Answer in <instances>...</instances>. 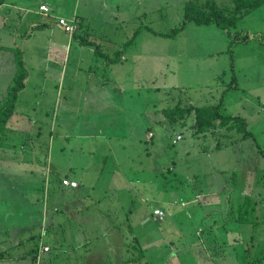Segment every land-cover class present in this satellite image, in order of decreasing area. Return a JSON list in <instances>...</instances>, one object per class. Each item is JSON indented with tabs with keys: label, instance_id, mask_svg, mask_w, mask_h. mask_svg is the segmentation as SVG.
<instances>
[{
	"label": "rangeland",
	"instance_id": "obj_1",
	"mask_svg": "<svg viewBox=\"0 0 264 264\" xmlns=\"http://www.w3.org/2000/svg\"><path fill=\"white\" fill-rule=\"evenodd\" d=\"M8 1L17 2L20 3V5H15L17 7L10 6L9 9H6V4L0 5V16L6 11L12 13V22L6 21L3 24L0 23V34L4 26L14 27V25L20 22L16 13H23L24 15L27 13L28 20L30 22L34 21L29 23V25H36L35 19L32 20L33 17H31L32 11L30 7H25L21 4L24 0ZM44 1H47L48 5L41 3V6L45 8L43 9L39 4L38 7H35L34 12L36 15L41 14V17L45 18V21L52 20V23H55L59 15H65L67 17H64L65 19L69 21L72 20L69 24L71 26V32H73V21L75 19L68 18L74 17L72 13L74 6H76L77 11L82 12V14H84V16L86 15L89 19V26L93 32L99 33V31L102 30V33L105 35L103 42L105 39H111V42L115 40L119 43V41H122L123 37H129L130 40L133 39L138 45V47L134 45V49L137 52L129 54L133 62H129V58L126 60H119L113 65L114 67L111 66L112 70L105 71L106 73L104 75L114 83H117L116 79L118 77L129 78V81L123 79L121 86L126 90L132 87L131 83L134 81L135 75H137V77L140 76L141 80L139 81L141 83H138L137 86H140L139 84H144L145 87L151 88V92L145 97V92L142 93L143 96H140L138 92L135 93L134 91L131 93L128 91L120 93L117 90H109L119 98L118 100L121 108L118 110L112 108L107 112L108 116L101 118L102 120L100 123L102 124V128L104 125L108 127L104 132L106 135L96 138L88 137L86 138L87 140H73L68 145L65 154L59 153V155H56V153H49V151L47 155L45 154L47 156V162H45L43 166L48 167L44 173V179L47 182L46 191L44 193L45 197L42 196L43 191L38 192L32 189L30 196L34 197L36 194H42L36 199L35 203L37 206H41V202L45 201V198L47 199L51 212H48V214L53 217L54 225L57 227L50 230L47 228V231L45 229L44 234L48 232L49 234L42 237L43 239H41L40 244L43 245L41 248L49 249L51 247V249H54L55 253L58 254L57 257H55L56 255L54 256L55 262L53 261V264H56V262L59 264H79L77 257H82L84 259L85 256H88V264H95V259L93 261L92 257H89V253H86L85 250L82 249L83 246H81V244L84 243L87 236L91 239V246L93 243L95 247L99 245L100 247L105 246L106 244L102 235L108 233L109 230L102 229L104 227L103 224L108 222L109 225L113 227V233L119 232L123 240L127 241L129 244L128 248L134 243L133 238H136L138 244L142 246L143 251H140V248L132 251L133 256L131 257L135 258V261H138L137 263H124L125 259L129 257L128 254L124 258L126 255V247L124 245L121 248L122 251L119 262L115 260L112 251H105L106 257L103 261H96L97 264H204L202 261V253L195 258V261L194 259L187 260L185 253L182 260H176L177 252L183 253L185 249L187 250L190 248H187L180 240L177 241L175 246L166 245L169 239H166L165 235H170L172 231L173 221L170 220L172 214L180 213L182 216H184L183 214L188 215L187 206L197 205L190 183L197 181L200 186L202 179L205 177L204 173L208 172H211V175H213L211 179H214V183H216L220 179L219 171L233 170L235 168L234 161L238 159L241 160L242 154L239 151L240 146L243 148V162H251L256 166V168L259 169L258 178L260 182L264 181V114L256 110V106L258 105L257 101H261L264 97V6L257 8L237 21L235 30H231L232 33L230 35L218 28L215 24L196 25L189 22L180 29V32L178 30L175 37H170L166 34L171 31V28H178L180 22H182L181 15L175 16L176 14L174 11L176 6L172 4L173 0H91V3L90 0H77L75 5L72 3L69 8H66V6H69L68 0H61L62 7L53 0ZM107 1H110L112 4H120L122 9L123 4L126 5L129 15L131 13L142 14L140 18L135 21V27H148V30L139 28L134 36L133 33L130 34V32L134 31V25L122 11L120 15L119 12L116 11L113 16L109 14L110 12L102 13V3ZM37 2L39 3V1ZM216 2L219 8L229 10V5L233 3V0H220V2L216 0ZM93 3H95V5ZM92 5L94 6L92 7ZM133 5L138 6L137 11ZM176 5L181 6L179 3ZM90 8L91 10H89ZM116 10L121 9L116 7ZM116 18L118 20H116ZM124 19L127 22L124 21ZM101 20L104 22L101 23ZM57 26V23L52 25L56 34L54 38L62 43L67 40L68 34L60 30L59 27L57 30ZM236 33H239L240 36H247V45L234 40L233 36L236 35ZM10 38L13 46H20L27 57H36L42 50V42L37 37H26L21 40L16 38L14 34H11ZM260 38L262 39L261 41H259ZM181 39L184 41V43L182 41V45L185 47L189 44L191 45L190 50H187L189 48H183L179 52V50L175 49L177 41ZM93 40L96 41V35ZM225 41H227V46H224ZM229 45L231 46L229 49H232L235 53L234 70L230 69V58L228 54ZM172 48L175 49L174 53L167 59V52ZM219 48H226V50L216 52V49ZM199 49H208L210 51L208 58H200L198 56ZM12 50L9 51L7 45L0 44V105L4 104L7 100V89L14 75V71L10 65ZM92 54L93 53H91L90 56H92ZM90 56L86 58L84 55L80 54L79 58H83L81 60L86 63ZM125 56H127V53H125ZM27 57L26 62L31 69L28 76L32 78L29 80V89H31L32 86L38 82V79L34 73L35 63ZM137 58H140V69H137ZM167 61H171V64L172 61L177 64L183 63V68L181 66L180 68L186 73H190L192 70V68L189 67L190 63L207 62L206 64H216V68L220 69L219 77L216 78V80H213L210 75L198 77V82H200V84L209 79V81L215 85V87L212 88V90L214 89L212 93L210 95L207 93L203 99H209V101H212V98L215 99L212 103L218 100L219 92L224 87L223 84H227L228 88L223 98L222 111L226 114H239L245 116L247 122L246 128L249 131V136L245 138L244 142L236 141L234 145L221 149L211 147V151H222L217 155L209 154L208 156L199 157L198 142L195 140V137H191L190 135L192 129L189 130V125L193 121L191 117L194 116L192 113L191 116L184 118L186 119V127L181 128L180 125H175L172 126L173 129L171 131L168 130L166 132L162 130L161 125H152L149 121L147 122L145 120L144 117L147 112L150 113L154 107H162L161 99L158 96L159 92L156 89L160 91L164 90L163 81H168L170 79L171 71H164V75H162L158 74V68L161 67L162 63ZM84 64H81V66ZM97 68H100L103 72L106 69L104 67ZM123 70L126 71V73L123 72ZM167 72L168 75L164 80V76ZM30 74H34L35 78L30 76ZM233 74L235 75L237 87L229 86ZM81 77L83 78L81 79L84 80L86 75H82ZM175 81L179 86H184V88L193 89L195 87L194 77L178 75L175 77ZM69 82H72L71 79ZM217 82H219L218 85ZM49 85L50 83L48 82L46 86ZM204 92H208V90L204 89L203 93ZM55 94L56 97H58L61 91L54 93L52 98L46 97V99L53 102L55 100ZM164 96L166 97V94H164ZM172 96L178 101L179 97L176 94H172ZM42 97L43 95L40 98ZM129 98H131L133 102ZM50 101H46L38 107L32 89L31 91L23 89L22 94L16 102V106L21 107L20 112L25 108L30 111L28 112L29 115L37 117L34 119H38V121H34L35 124L33 128L30 129V132L32 134L36 132L43 133L47 142L49 141V134L54 135L56 130L53 122V119L57 116L56 113L50 115L51 119L49 118V123L48 120L46 121V111L55 108ZM169 101L172 102L171 97ZM190 101L191 99L183 97L181 99L182 106L191 103ZM258 107L260 108L259 105ZM119 114L121 115L120 122L116 120L120 124H117L119 129L113 130L119 132L117 135H114V132L111 131L112 128L110 123L111 119H116ZM139 114H143L144 117H139ZM13 115L14 114H10L8 116L7 122L13 119ZM23 116L24 118L29 117L25 113ZM122 118L129 124L135 122L139 126L143 125L144 127L150 124L151 133L152 135L155 134L153 138L155 145L149 147L147 144L144 145L140 142L131 141L133 137L131 136V138H129L127 135H134L135 132L125 129L126 126L123 125ZM162 124L168 125L165 119H162ZM46 125L50 127L48 128V132L45 131ZM181 129L184 133L183 140L171 144V139L168 135L173 130L177 132ZM57 130H60L58 126ZM124 131L126 135H124ZM45 132L49 134L47 135ZM232 132L236 137H239L234 130H232ZM177 135L181 138V134L177 133L175 137ZM125 136L128 138H125ZM150 136L148 132L146 134V139ZM11 138L16 145H19L22 141V133L15 132V134L11 135ZM90 138H92V140H90ZM58 139V142H60L61 139L59 137ZM41 140L42 136L39 137V141ZM28 142H30V140ZM90 142L94 145L93 155L90 154V148L87 146ZM258 145L260 149L263 150L262 153L261 151H257L256 148ZM33 147L34 145L30 146L28 144L19 146V151L22 153V156L30 160L28 164H24L20 166V168H25L24 173L26 174L29 173V170H34L37 175L41 167L40 165L35 167V163H33L32 160H34L35 156H38L39 160H41V154L35 151ZM184 147H189L191 149L190 151L192 154L190 157L185 158V156L181 154V151L178 154H173L174 150L184 151ZM87 152L91 157L88 156ZM95 155H97L96 157L99 159L95 158ZM9 166L7 162H3L5 172L11 171ZM230 166H232V168L227 169ZM71 168H74L75 172H73ZM65 176L76 179L80 182V186L77 188L60 186L59 181ZM36 177L35 181H39V176ZM190 177H192L193 180L189 179ZM229 177L230 174L226 175V178L232 181L233 179ZM128 185L136 187L130 188ZM89 186L94 187V194L100 198L93 199L91 195L82 197V195L86 194L85 189L88 190L90 188ZM188 186H190V189H188ZM215 187L216 190L213 189L206 198L208 203L206 204L208 207L220 210L221 207L225 208V201L222 200L223 197L220 198L221 194L225 192L221 191L220 182H217ZM227 187L228 185L226 188ZM225 191H229V187ZM258 191L264 194V189L262 187H259L256 192ZM47 192L49 193L48 196ZM74 194L82 198L80 199V207H78L79 213L75 212L76 220H71V216H69V219L67 217L66 201L74 197ZM2 197L3 201L5 200L6 202L5 209L8 208L12 212L14 208H18L20 210L19 213H22L25 203L21 201V198L18 199V203L13 200L14 197L12 196L6 195ZM184 201L187 204H185ZM139 207H141L140 213L137 212ZM154 207L162 208L168 219L165 218L163 221L155 222L153 218L150 217V221L145 223L144 221L147 216L152 214V209H154ZM54 208L57 211H53ZM171 210L173 211L171 212ZM130 211H132V213ZM259 215L264 218L263 206ZM190 216L196 217L198 215L196 212L192 211L190 212ZM36 217H38V215H31L30 218H27L28 222L26 224L35 223ZM83 221L86 225H83ZM34 228L31 230L25 229L23 232H20V238L24 240L28 236H31V232L35 230ZM204 231H208V229ZM44 237H46L45 241ZM54 237H56V240ZM20 238L16 237L14 241H19ZM107 238L111 240L112 235L108 234ZM185 239L195 244V241H197L196 238H191L189 233L186 234ZM43 242L49 246L44 245ZM30 244L31 240L28 239V241L20 245L18 249L23 250L27 246L29 247ZM55 246L57 247L56 249L54 248ZM6 247L7 245H4L1 249ZM196 247L198 250V246ZM206 247L208 248V245ZM140 252H143V255ZM195 255L196 254L192 253L191 250V256L195 257Z\"/></svg>",
	"mask_w": 264,
	"mask_h": 264
},
{
	"label": "trees",
	"instance_id": "obj_2",
	"mask_svg": "<svg viewBox=\"0 0 264 264\" xmlns=\"http://www.w3.org/2000/svg\"><path fill=\"white\" fill-rule=\"evenodd\" d=\"M4 2L5 0H0V5H2ZM21 4L25 7H30L32 11L31 17H33L32 20L35 19L36 25H29V23H32L34 21L27 23V21L29 20L26 21L25 19H23L22 21L18 22V24L14 25V27L4 26V28L1 30L0 44L10 46L9 51L13 49L10 59V65L14 71V75L12 77V82L7 89V100L4 104L0 105V144L2 140L1 134L3 133V130L5 128L8 116L13 113L15 108H17L16 102L22 94L23 89H28V91H31L32 89V91H35V102L44 103L46 101H50L47 100L44 96L40 98L41 95L48 94V91L46 89H44V91L37 90L39 88L38 86H43V84H36L31 89H29V87L27 86L28 78L32 79L31 77H28L31 69L26 62L27 56L25 55L23 49L20 48V46H13L10 35L14 34L16 38H19L21 40L26 37L32 38L35 35H39L44 38V40L42 38V41L40 40L42 44L46 40H53L60 43V41H57L58 39L54 38L56 37V34L54 32L55 29L52 28V25H55L56 22L52 23V20L45 21V18H42L40 14H35V7H38L39 5L37 0H24V2H21ZM179 4L181 6L173 4L176 6L174 13L176 14L175 16L181 15L182 22H180V26L178 28H171V31L166 34L170 37H175L178 30L180 32V29H182L185 24L189 22H192L196 25L215 24L218 28L222 29L230 35L232 33L231 30H235L237 21L250 14L257 8L264 6V0H233V3L229 5V10L219 8V5L211 0H185L184 3L181 2ZM6 7V9H9V6ZM141 15L142 14H140V16ZM6 21L11 20L7 19L0 23L3 24ZM58 27L59 26H57V30ZM59 28L60 30L66 32L63 28ZM84 28L86 30H84ZM139 28L140 27L138 26L136 29L138 30ZM136 31H134L133 36ZM66 33L71 40L74 39L80 46L88 47L87 50L92 49V57L94 58L93 62H97V65L94 66L92 70H90V73H94L96 74V76H98L96 72H101L102 75H104L106 73L105 71H111V66L117 63L119 60H125L122 59L121 52L123 47L121 41L115 44V40L111 42V39H105V41L103 42V35H96V41H94L93 39H95V36H93L92 34V29L89 25H85L84 27V23L81 20L74 23V31L72 33ZM233 38L235 41L247 42L246 35L240 36L239 33H236ZM5 40L10 41L11 43ZM181 40L177 41V46L182 44ZM261 40L262 39L260 38V41ZM132 42L133 40L130 41V44ZM125 45H128V41L125 42L124 46ZM228 51L230 54H232L231 49H229ZM27 58L31 60L33 57ZM32 62L34 63L33 60ZM90 62L91 61H89V64ZM47 65H49L48 61ZM36 66L44 67V64L38 63ZM50 67L57 68V73L63 81V85H61L62 89L60 102L57 103L55 97V100L53 102L50 101V103H52L55 108L51 110L48 109L45 113L46 121L48 120V123L51 119L50 115H54L55 113L57 114V116L53 119L55 125L54 128L56 127L55 134L53 135L45 132V134H49L48 142L46 141L43 133L36 132L35 134L30 135V141L32 142L31 146L36 145L35 151L41 154V160H39L38 156H35L34 160L32 161L33 163H35V167H37V165H40L41 168H39L37 175L35 174L34 170H29L28 175L29 177L34 179L37 178L36 176H39L38 178H40L42 182L41 186L44 185V173L48 168L47 166H43L45 162H47L46 155L48 151L49 153H56V155H59V153L65 154L66 150L68 149V145L73 140H87L86 138L88 137L96 138L105 136L106 134H104V132L108 127L104 125L102 128V124L100 123L102 120L101 118L108 116L107 112L112 108L116 110L121 108V106L119 105V98L109 90H117L120 93L126 92V89L121 86L123 83V79L129 81V78L118 77L116 79L117 83L111 82L109 79L88 83V80L90 79L87 77L84 80L76 79L75 77L72 78V75H75V70L69 64L65 65L52 63L50 64L49 68ZM97 67H104L106 69L103 72L102 70H100V68ZM138 68L140 69V63L137 64V69ZM160 68L162 70L158 71V74L164 75L166 67L162 66L161 64ZM123 72L126 73V71L124 70ZM70 73H72V75ZM38 74L39 75L35 76L39 77L37 79L42 83L47 79H50V81L54 84L50 86L55 89L56 86H59L58 82L55 80V76L49 71H47V75L45 74L44 70L38 71ZM30 76L34 77V74H30ZM140 78L141 77L139 76L137 77V79H134V81L131 83V89H136V92L142 95L143 92L146 93V91H148V88L145 87L144 84H139L140 86H137L138 83H141L139 81L141 80ZM70 79L72 82H69ZM171 89H169L168 92ZM173 90L175 91L174 94L179 97L178 101H176L175 99L173 105L162 106L161 108L155 107L154 110H152L150 113L147 112L145 117L143 114H139V117L143 116L145 120L147 122L149 121L152 125H161L162 130L166 132L168 130L171 131L173 129L172 126L175 125H180L182 128L186 123V119L184 118H186L187 116H191L192 113V115H194V123L192 124L193 130L190 133L191 137L198 135L204 136L209 131L214 132L216 128H225L229 131V133L227 132L224 136L216 139L215 149H221L230 145H234L236 141H240L241 138L245 140V138L249 136V131L246 128V122L242 118H238V116H224L223 113L219 110L218 105L214 103L211 105L203 106L189 103L182 106L181 99L183 97H187V99L192 98L190 90L186 88H174ZM129 99L131 100V98ZM20 109L21 107L18 109V113L20 112ZM23 112H25L27 116H29L28 118H25L27 122H29V120L38 121V119H34L37 118L36 116L28 114V112H30L29 110L26 109L22 111V113ZM87 114H92L91 125L94 130V135H88L89 123L87 121V117L86 120H84V117ZM120 116L121 115L119 114L116 119H111V131L119 129L117 127V124H119L118 122H120ZM162 119H165L168 125L162 124ZM122 123L124 126H126L125 129L129 131L133 130L135 132L134 135H127L129 138H131V136L133 137L132 140H129L140 142L144 145L147 144L149 147L155 145V143L153 142V138L155 136L153 131L152 132L154 135H152L151 133V136L146 139V134L151 131L150 124L146 127H144L143 125L139 126L135 122L129 124L125 122L123 118ZM57 126L60 128V130H57ZM232 130H234L240 136L236 137ZM113 132L114 135H117L119 131ZM172 132H174V130ZM181 133L182 132H180L179 134ZM170 134L168 135V137L171 139V144L180 142L184 138V134L182 133L183 137L181 135V138L179 140L173 141V138L170 137ZM124 135H126L125 131ZM40 136H42L41 141H39ZM127 136H125V138H128ZM58 137L61 139L60 142H58ZM90 140H92V138ZM257 147L260 146L258 145ZM89 148L90 154L93 155L94 145L91 142ZM258 151H261V153L263 152L262 149H259ZM41 152H43L44 154ZM87 154L89 157H91L88 152ZM96 156L97 155H95V158H97ZM29 161L30 160L25 159L23 156L15 157L12 161H9L11 162L10 167L14 170V172H12L14 173L12 174L13 179L19 177V174L24 173L25 168H20V166L28 164ZM242 163L243 161L238 159L237 161H234L235 168L233 170L218 172L220 174V179L217 182H220L221 184L226 175L230 174L229 178L233 179L232 181L228 179V187L229 185L232 186V193L230 191H225L228 187L224 190H221L225 192L224 194H221L220 197H223L222 200L225 201V208L221 207L220 210H215L213 207H208L206 198L213 191V189L216 190V183H214L215 181L211 178H208V180L206 178L208 182L207 190H209V192L204 197L202 196L203 198L201 197L202 201L199 203V205L197 203V205L189 207L191 208V210L187 212L188 215L183 214L184 216H182L180 213L172 214L170 220L173 221V228L170 232V235H165L166 239H169V243L167 242L168 244L166 243V245L175 246L177 241L180 240L182 244H184L187 248H190L187 250L185 249L183 253L177 252L176 260H182L185 253L187 260L194 259L195 261V258L202 253V261L204 264H264V218L260 217L259 215L262 206L264 208V194L259 191L256 192L259 187H262L264 189V181L260 182V179L258 178L259 169L254 167V169H251L248 173V170L241 168ZM231 168L232 166L227 169ZM71 169L73 170V172H75L74 168ZM37 182L39 183V181ZM79 184L80 182L78 183V186L74 188L79 187ZM45 185H47V182H45ZM59 185L64 187L61 181H59ZM190 185L191 187H199L197 181H193L192 183H190ZM85 192L86 194L82 195V197L90 195L88 190L85 189ZM1 194L2 192L0 191V208H3L4 212L11 213L12 216L15 217L17 209L14 208L12 211L13 213L8 208L5 209L6 202L5 200L3 201V197ZM74 197L76 198L77 196L75 195ZM82 197H77V202H73L72 197L71 199L66 201V206L74 205V207L77 209L76 212L79 213L78 207H80L79 204ZM161 210L163 212L162 215H155L152 213V215L147 216L149 217V219L145 223L150 221V217L153 218V221L155 222L163 221L165 218L168 219L165 216L164 210L162 208ZM192 211L196 212L198 216H190V212ZM66 212L68 219L69 216H71V220H76V216L68 213V210ZM130 212L132 213V211ZM83 225H86V223H83ZM56 227V225L48 226L49 230L55 229ZM110 227L112 229H109L106 226H104L102 229L109 230L108 233H105L104 239L107 238L108 234L112 235V247L107 251H112L115 260L119 262L122 251L121 248L125 245L126 255L124 256V258L128 254L129 257L125 259L124 263H137L138 261H135V258L131 257L133 256V250H137V248H140V251H143L142 246L138 244L137 239L133 238L135 244L132 243L131 247L128 248L129 244L127 243V241L123 240L122 235L119 232L113 233V227ZM207 229L208 231H204ZM187 233H189L191 238L197 239V241H195L196 244L185 239ZM48 234L49 232L44 236H47ZM54 238L56 240V237ZM45 239L46 237H44V240ZM40 241V238H34L33 242L31 241V245L27 248V250L23 252L24 256L26 257L29 255V257L31 258V264H53L54 258L57 257L58 254L55 253L54 249L52 250L49 248L45 250L44 248H41ZM90 244L91 239L90 237L86 236L84 243L81 244V246H83L82 249L85 250L86 253L100 246L99 245L95 247L94 243L92 246ZM207 245L208 248L206 247ZM196 246H198V250ZM54 248L56 249L57 247L55 246ZM191 250L192 253L196 254L195 257L191 256ZM140 253L143 255V252ZM4 254V252H0V257ZM104 257H106V255ZM77 259L79 264H88L87 256H85L84 259L82 257H77ZM96 261H100L99 258L96 257L95 263H97ZM56 264L59 263L56 262Z\"/></svg>",
	"mask_w": 264,
	"mask_h": 264
},
{
	"label": "crops",
	"instance_id": "obj_3",
	"mask_svg": "<svg viewBox=\"0 0 264 264\" xmlns=\"http://www.w3.org/2000/svg\"><path fill=\"white\" fill-rule=\"evenodd\" d=\"M37 1H39L40 4L41 3L47 4V1H44V0H37ZM53 1L55 3L57 2L60 5V7L63 6V5H61V0H53ZM76 1L77 0H68L69 6L65 5L66 8H69L72 3H74V5H75ZM184 1L185 0H173L172 4H178L181 2L184 3ZM211 1H213L217 4L216 0H211ZM217 1L220 2V0H217ZM91 2L92 1L90 0V3ZM3 4H6L9 7L15 6V5H17V6L20 5V3L12 2V1H8V0H5V2ZM93 4L95 5V3H93ZM94 5H92V7ZM17 6H15V7H17ZM102 6H103L102 13H107V12L109 13L110 12L109 14L112 16L115 14L116 11L119 12V15H120V12L122 11L129 18V20L133 23L134 31L137 30L136 29L137 27H135V21H137L140 18L139 17L140 14L131 13L129 15L128 8L126 5L123 4V9H122V6L120 4H112L110 1L103 2ZM26 7H28V6H26ZM116 7H119L121 10H116ZM133 7L135 8L136 11L138 10L137 5H133ZM91 8L89 10H91ZM16 14H17V18L20 19V21H22L23 19H25L26 21L28 20L27 13L25 15L23 13L22 14L16 13ZM73 15H74L73 18H68V19H75V21L81 20L84 23V27H85V25L88 26L90 24V22H88L89 19L86 17V15L84 16V14H82V12H78L76 6H74V8H73L72 16ZM59 16L66 17L65 15H59ZM10 17H12L11 12H4V14L2 16H0V22H3L7 19L11 20ZM116 20H118V19L116 18ZM124 21H126V20L124 19ZM29 22L30 21H27V23H29ZM100 22L103 23L104 21L101 20ZM140 29L148 30V28H140ZM84 30H86V29L84 28ZM134 31L130 32V34L134 33ZM92 32H93V30H92ZM92 34H93V36L103 35L105 37V35L102 33V30L99 31V33L93 32ZM34 37H37L41 41H42V39L44 40V38H42L39 35H35ZM123 39L121 41L122 42L121 44L123 47L122 52H121L122 53V59L126 60L127 58H129L130 59L129 62L132 63L133 61H131V60H133V59L131 58V55L129 56V54L132 52H137L134 49V45L136 47H138V45L133 39H132L133 42L130 44V41H132V40H130L129 37L128 38L123 37ZM5 41L10 42L8 40H5ZM127 41H128V45L129 44L130 45L124 46L125 42H127ZM259 41H260V39H259ZM181 42H182V40H181ZM226 42L227 41L224 42V46H227ZM238 42H240L244 45H247L246 42H241V41H238ZM116 43L117 42H115V44ZM42 45H43V47H42V50L39 53V55H37L36 57H33L31 59V61L33 60L35 63L34 73H35V75H39L38 71L44 70L45 74L47 75V71H49L50 73H52L55 76V78H56L55 80L58 82V85H59V86H56V89H55L52 86H50V85H54L50 81V79H47L43 83L38 80V82L36 84H43V86H38L39 88L37 90H43L44 91V89H46L48 91V94H43L44 97L52 98V95L54 93H56L57 91H61V89H62L61 85H63V81L61 78H59V74L57 73V68L56 67H50L49 68L50 64H52V63L71 65L73 67V69L75 70L74 71L75 75H72V73H70L72 75V78L75 77L76 79H81L82 75H86V77L90 79V80H88V83L95 82V81L96 82L97 81H103V80L109 79L107 76L102 75L101 72H96L98 74V76H96V74H94V73H90V70H92V68L97 65V62H93L94 58L92 56H90L92 53V49L85 50L88 47L80 46L79 44H77V42L74 39L71 40L67 36V40L62 42V43H58V42H55L53 40H46ZM8 47H10V46H8ZM183 48H189L187 50H190L191 45L189 44L185 47L184 45L180 44V45L175 47V49L179 50V52ZM221 48L216 49V52H219L221 50H226V48H224V49H221ZM229 48H231L230 45H229L228 49ZM175 49L172 48L169 50V52H167V59L170 58V56L174 53ZM231 51H232V54L228 53L229 58H230V69L234 70L235 53L232 49H231ZM125 53H127V56H125ZM80 54L84 55L86 58L90 56L89 60L85 63V61L81 60L83 58H79ZM209 54H210V51L208 49H199V51H198V56L200 58H204V57L208 58ZM139 55H140V53H139ZM137 59H138V64H139L140 58H137ZM47 61H48L49 65H47ZM89 61H91L90 64H89ZM38 63H43L45 68L42 66H36ZM206 63H203V62H201V63H190L189 67L192 68L190 73H186L180 68V66L183 68V63L177 64V63H174L173 61H172V64H171V61H167V62L162 63V66L166 67L165 71H171L170 79L168 81H163L164 90L160 91L159 89H156L159 92L158 96L161 99L162 106L173 105V103L175 102V98H173V96H172V94L175 93V91L173 89L174 88H184V86H179L176 83L175 77L178 75H185L187 77H194L195 78V87L193 89L192 88H186V89H189L191 92L192 98H191L190 102L192 104L203 106V105H211L214 103V104L218 105L219 110L223 113L224 116H238V118H242L246 122L245 116H242L239 114H226L224 111H222L223 98H224V95H225L227 88H228L227 84H223L224 87L219 92V99L218 100H216L212 103V101L215 99L212 98V101H209V99H203L207 93H208V95H210L212 93V91L214 90V89L212 90V88L215 87V85L213 83H211V81H209V79H208V81H204L200 84V82H198V77L210 75V77L213 80H216V78L219 77L218 75L220 72V69L216 68V64H210V63L206 64ZM81 64H84V65L81 66ZM53 70H55V71H53ZM161 70L162 69L159 67L158 71H161ZM165 75L166 76H164V80L166 79L168 72ZM36 78H39V77H36ZM134 78L137 79V75H135ZM84 79H86V78H84ZM29 80L30 79L28 78V80H27V86L28 87H29ZM47 81L50 83V85H49L50 87L46 86L48 84ZM219 82H217V85L219 84ZM34 86H32V87H34ZM229 86L237 87V83L235 82V75L234 74L231 77V81L229 83ZM171 88H173V89H171ZM169 89H171V90L168 92ZM204 89H207L208 92L203 93ZM147 90L148 91H146V93L144 95L145 97L150 94L151 88H148ZM26 91H28V89ZM126 91H128L129 93H131L132 91L137 93L136 89L133 90L131 88H129ZM32 92H33V94L35 93L34 90ZM164 94H166V97L164 96ZM60 95L58 97H56V94H55L57 103L60 102ZM140 96H141V94H140ZM263 96H264V93H263ZM170 97L172 98V102L169 101ZM263 101H264V97L261 101H257L260 108L257 105L256 110L258 112L264 114V111L262 108L263 107ZM37 103H38V107H40L42 104L39 102H37ZM19 108L20 107L17 106V108H15L14 112L11 113V114H14L13 119L9 122H6L3 133L1 134L2 140H1V144H0V170H1V172H0V191L2 192V194H1L2 196H6V195L12 196V197H14L13 200L17 201L18 203H19L18 199L21 198V201L23 203H25V205L23 207L22 213H19L20 210L18 208H16L17 213H16L15 217H13L12 214H8V212H4L3 208H0V252L5 253L3 256L0 257V264H24V263L25 264H31L30 263L31 258L29 257V255L25 257L24 253H23L25 250H27L28 246L23 250L18 249V247L20 245H22V243L28 241V239L31 240L32 242H33V239L36 237L40 238V240L43 239L42 237L45 235L44 234L45 229L47 231V228L49 225H54L53 217H51L50 214H48V212H50V209H49V204H48L47 199L45 198V201L41 202V204H42L41 206L40 205L37 206L35 203L36 199H38L42 194H36L34 197L30 196V192L32 190H35L38 192L43 191L42 196H44V193L46 191V185H45L46 181L44 182V185L41 186L42 182L40 179H39V183H38L37 181H35L34 178L29 177V175L26 173H21V174H19L20 175L19 177H17L16 179H13L12 174H14V173H12V172H14V170L10 166H9L11 168L10 172L4 171L5 169L3 167V162H7L10 165L11 162H9V161H12L15 157L22 156V153L19 151L20 145H23V144H28L30 146L32 145V142L31 141L28 142V141L30 140V135L32 134L30 132V129L33 128L35 122L30 121V120H29V122H27L23 116L25 112L22 113V111H21L18 113ZM24 110H26V109L23 108V111ZM16 114H18V115H16ZM86 117H87V121L89 123L88 135H94V132H93L94 130H93L92 125H91L92 114H87L84 117V120H86ZM191 119L193 121L189 125V130H191L193 128L192 124L194 123L193 117H191ZM246 126H247V124H246ZM184 127H186V123L184 124V126L182 128H184ZM48 128H50V127L48 125H46V130H45L46 132H48ZM15 132H21L22 133V141L19 143V145H16L14 143L13 139L11 138V135L15 134ZM180 132L183 133L182 129L178 130L177 132H175V131L171 132L170 137L173 138L175 134L180 133ZM227 132L229 133V131L225 128H222V129L216 128V130L214 132L209 131L208 133H206V135H204L205 137L202 135L194 136L195 140L198 142V156L199 157L208 156L209 154L210 155H217L218 153H220L222 150H219V151L212 150L211 151V147L215 148L216 139L224 136ZM182 133H181V135H182ZM182 137H183V135H182ZM240 141L244 142L245 140H243L241 138ZM87 146L90 147V143H88ZM33 149L35 150V146L33 147ZM183 149H184V151L183 150H177V152H176V150H175L173 152V154H178L181 151V154L184 155L185 158L190 157V155L192 154V152L190 151L191 149L189 147H184ZM239 149H240L239 150L240 153L242 154L241 160L243 161V148H242V146H240ZM256 149L258 151L260 149V147H257ZM15 153H17V154H15ZM254 167H256V166H254L251 162L250 163H244L243 162L241 168L248 170L247 172L249 173L251 169H254ZM204 175H205V177L202 179L201 184H204L205 186L200 184L199 187H197V186L192 187L194 199H195L196 203H198V205L202 201V198L209 192V190H207L208 189V182H207L208 178H211V176L213 177V175H211V172L204 173ZM63 178H67L70 180L77 181L76 179L70 178L68 176H65ZM206 178H207V180H206ZM189 179L193 180L192 177H190ZM212 180H214V179H212ZM77 182L79 183V181H77ZM227 185H228V179L226 177H224V180L221 184L222 190L225 189ZM190 186H188V189H190ZM64 187L69 188L68 186H64ZM129 187L132 188L133 186H129ZM134 187H136V186H134ZM93 188L94 187H90L88 189L92 198L93 199L94 198H100L94 194ZM202 188H204V189H202ZM92 190H93V193H92ZM229 191L231 193L233 191L231 185H229ZM190 192H191V190H190ZM48 195H49V193L47 192V196ZM76 198L73 197L72 201L77 202ZM141 202H140V204H141ZM185 204H187V203L185 202ZM154 208L161 209L160 207H154ZM67 210H68V213L72 214L73 216H75V212L77 211V209L74 207V205L67 206ZM140 210H141V207H139L137 209V212L138 213L141 212ZM187 210L190 211L191 208H189L187 206ZM53 211H57V210H55V208H54ZM172 211L173 210H171V212ZM152 212H153V209H152ZM31 215H38V217H36L35 223L28 225V224H26L28 222L27 218H30ZM148 219H149V217H147L144 222H146ZM83 223H85V222L83 221ZM103 225L109 229H112L108 222H105ZM32 228H34L35 230L31 232V234H32L31 236H28L24 240L22 238H20V236H21L19 234L20 232H23V230H25V229L31 230ZM104 235L105 234H103V238L105 237ZM16 237H19L20 240L14 241L16 239ZM104 242L106 243L105 246H103V247L99 246L98 248H94V250L87 252V253H89V257H92L93 261L96 257L99 258L100 261H103L105 258L104 257L105 251L110 250V248L112 247V240L105 238ZM4 245H7V247L4 249H1V247ZM42 245L43 244H40V247ZM44 245H48V244L44 243ZM40 247H39V250H40ZM50 249H51V247H50ZM87 259H88V256H87ZM88 263H89V261H88ZM95 264H97V263H95Z\"/></svg>",
	"mask_w": 264,
	"mask_h": 264
},
{
	"label": "built area",
	"instance_id": "obj_4",
	"mask_svg": "<svg viewBox=\"0 0 264 264\" xmlns=\"http://www.w3.org/2000/svg\"><path fill=\"white\" fill-rule=\"evenodd\" d=\"M43 7V9L45 8L44 6H41ZM59 24L65 29V30H68L70 31L71 30V26L67 23V21L64 19V18H59L58 20ZM263 110H264V102H263ZM151 134V133H150ZM180 136L177 135L173 141H177L179 140ZM61 183L64 185V186H70V187H76L77 186V181L75 180H70V179H67V178H63L61 180ZM153 214L155 215H162L163 212L162 210L160 209H154L153 210ZM48 248H46L45 250H47Z\"/></svg>",
	"mask_w": 264,
	"mask_h": 264
},
{
	"label": "clouds",
	"instance_id": "obj_5",
	"mask_svg": "<svg viewBox=\"0 0 264 264\" xmlns=\"http://www.w3.org/2000/svg\"><path fill=\"white\" fill-rule=\"evenodd\" d=\"M40 4V3H39ZM40 6H41V4H40ZM59 18H64V17H62V16H58V18L56 19V23L58 24V26L59 27H61V28H63L60 24H59V22H58V20H59ZM65 19V18H64ZM66 21H67V23L69 24L72 20H67V19H65ZM76 21L74 20L73 21V27H74V23H75ZM70 25V24H69ZM64 29V28H63ZM65 30V29H64ZM66 32H68V33H72L71 32V30L70 31H68V30H65ZM264 102V101H263ZM263 108V107H262ZM264 111V110H263ZM151 132H149V134H150ZM151 135V134H150ZM176 135V134H175ZM175 135H174V137H173V140H174V138H175ZM70 187V186H69ZM72 188H74V187H72ZM154 209H156V208H154ZM153 209V210H154ZM159 209V208H158ZM153 213V212H152Z\"/></svg>",
	"mask_w": 264,
	"mask_h": 264
}]
</instances>
